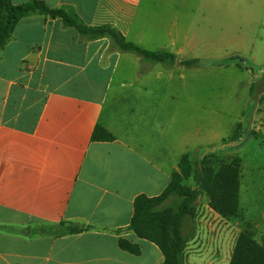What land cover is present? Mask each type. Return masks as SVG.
<instances>
[{"label": "crops", "instance_id": "obj_1", "mask_svg": "<svg viewBox=\"0 0 264 264\" xmlns=\"http://www.w3.org/2000/svg\"><path fill=\"white\" fill-rule=\"evenodd\" d=\"M40 1L92 27L113 25L144 50L189 61L192 41L186 36L179 43L175 22H151L161 0ZM209 3L218 0H199V7ZM152 30L167 31L166 39ZM129 54L108 39L85 41L62 20L40 15L21 20L0 51V264L163 263L149 241L153 260L143 258L145 240L128 227L136 197L160 195L180 160L171 164L166 141L139 136L137 121L126 124L120 110L174 72L141 69L139 63H151ZM98 125L114 140L94 141ZM62 222L91 228L58 235ZM121 238L141 253L122 250Z\"/></svg>", "mask_w": 264, "mask_h": 264}, {"label": "rangeland", "instance_id": "obj_2", "mask_svg": "<svg viewBox=\"0 0 264 264\" xmlns=\"http://www.w3.org/2000/svg\"><path fill=\"white\" fill-rule=\"evenodd\" d=\"M165 3L161 0L151 22L154 27L175 22L179 43L186 36L192 41L186 60L198 62L191 67L139 63L141 69H169L174 75L160 79V89L122 103L120 113L126 124L137 121L134 128L139 136L162 137L169 146L171 164L188 154L192 163L204 159L217 171L239 160L238 213L219 214L203 194L185 250V264H230L241 233L258 241L264 235V90L258 100L252 94L264 76V0H218L216 6L209 3L201 8L199 0ZM155 31L161 40L166 39L167 31L149 33ZM238 135L242 138L235 141ZM184 184L195 186L192 177ZM140 243L143 258L152 261L150 243Z\"/></svg>", "mask_w": 264, "mask_h": 264}, {"label": "trees", "instance_id": "obj_3", "mask_svg": "<svg viewBox=\"0 0 264 264\" xmlns=\"http://www.w3.org/2000/svg\"><path fill=\"white\" fill-rule=\"evenodd\" d=\"M47 16L62 20L66 28H74L81 39L96 41L108 39L112 47L122 53H134L144 61L172 66L177 63L174 54L150 52L126 40L113 25L92 27L85 24L75 13L65 8H51L45 1L32 0L16 5L11 0H0V51L8 44L19 22L30 16ZM197 60L181 62L191 67ZM262 78V77H261ZM255 86L252 88L254 94ZM242 138L235 137V141ZM94 141H112L114 136L98 125L93 134ZM235 160L215 171L202 159L192 163L188 154L182 156L178 170L171 174L168 187L158 196L139 195L135 199L134 214L128 227L139 239L156 244L161 250L162 264H185V250L193 234L189 229L196 215V205L205 194L211 209L231 217L240 207V166ZM193 178L194 187H188L184 180ZM91 227L62 222L58 235H74ZM119 247L133 255H139L141 248L128 239L121 238ZM230 264H264V235L261 241L247 233H241L236 241Z\"/></svg>", "mask_w": 264, "mask_h": 264}, {"label": "water", "instance_id": "obj_4", "mask_svg": "<svg viewBox=\"0 0 264 264\" xmlns=\"http://www.w3.org/2000/svg\"><path fill=\"white\" fill-rule=\"evenodd\" d=\"M263 90H264V76L256 84L253 99L258 100V97H259L260 93H262Z\"/></svg>", "mask_w": 264, "mask_h": 264}]
</instances>
